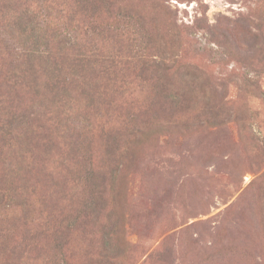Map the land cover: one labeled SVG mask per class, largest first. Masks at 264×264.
I'll use <instances>...</instances> for the list:
<instances>
[{"label": "rangeland", "instance_id": "obj_1", "mask_svg": "<svg viewBox=\"0 0 264 264\" xmlns=\"http://www.w3.org/2000/svg\"><path fill=\"white\" fill-rule=\"evenodd\" d=\"M131 2L0 0V264H107L104 185L117 264H264V0Z\"/></svg>", "mask_w": 264, "mask_h": 264}, {"label": "trees", "instance_id": "obj_2", "mask_svg": "<svg viewBox=\"0 0 264 264\" xmlns=\"http://www.w3.org/2000/svg\"><path fill=\"white\" fill-rule=\"evenodd\" d=\"M72 1L75 6H79L80 11H82V14L85 13V16L90 19L89 22L92 28L102 27L100 23V17H102V15H109V16L112 15L113 17L116 14L122 15L126 13L128 16L130 15L132 16V14H135V16L136 15H140L141 17L143 16L141 12L143 9L135 7V5H133L131 0H72ZM157 1L159 0H153V4H156L159 7V3H156ZM40 15H42L41 18L43 19L50 17V13H45V14L40 13ZM38 41L33 38L32 45L34 44V42L37 43ZM112 147L113 146H111L110 150L108 149L109 158L107 160V164L110 163L109 160H111L112 155L114 153L112 150ZM99 168L100 167H98L97 169L99 170ZM94 193H95V197L93 198H96V201H92L94 202L93 204H88L85 206V209H84L85 213L83 215V220L81 221L80 226L83 228V231L85 232L87 236V240L89 241L90 244H92L93 239L96 240V239H99V237L104 242V249H101L100 251L98 248L100 252L98 253V255L104 258L107 264H117L116 256H118L119 254H116V256L115 255L113 256L110 254L113 248L118 246L114 242L115 237L113 236V232H112L113 224L109 222L108 219L104 220L100 224L98 223L100 222L99 216L104 211V205L106 201L105 199L106 197L104 198V195L106 193V185H104L103 187H100L99 189H96ZM91 220L93 222H97L98 224L97 226L98 228L96 231L94 230V228H92L94 225L91 222ZM72 226H73L72 224L65 223L64 228H62L63 230L62 234H66V236L69 237L70 234L72 233L71 231L73 230ZM20 247H22V243L16 244V245L14 243L13 246L9 243L1 244L2 249H12L11 252H14V250L19 249L21 253L22 249ZM112 254H115V253H113L112 251ZM107 258L109 260H107Z\"/></svg>", "mask_w": 264, "mask_h": 264}]
</instances>
